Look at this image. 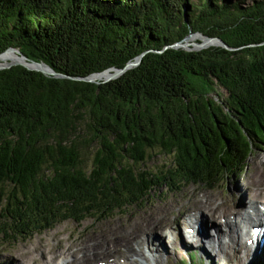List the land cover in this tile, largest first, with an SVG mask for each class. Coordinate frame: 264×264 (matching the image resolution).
Masks as SVG:
<instances>
[{
  "label": "trees",
  "instance_id": "trees-1",
  "mask_svg": "<svg viewBox=\"0 0 264 264\" xmlns=\"http://www.w3.org/2000/svg\"><path fill=\"white\" fill-rule=\"evenodd\" d=\"M196 33L236 50L172 47ZM10 49L68 78L0 70L4 239L128 215L242 173L264 148V0H0Z\"/></svg>",
  "mask_w": 264,
  "mask_h": 264
},
{
  "label": "rangeland",
  "instance_id": "rangeland-1",
  "mask_svg": "<svg viewBox=\"0 0 264 264\" xmlns=\"http://www.w3.org/2000/svg\"><path fill=\"white\" fill-rule=\"evenodd\" d=\"M197 40L194 38L188 43ZM10 62L11 59H9ZM163 160V157L157 156L153 159L152 166L162 164ZM237 187L243 189L249 187V197L254 199L257 197L258 201L264 200V148L255 152L242 173H234L232 177L227 175L212 184H191L175 190L163 189L146 205L130 211L128 215H118L100 222L91 219L82 223L66 221L51 230L36 234L27 241L16 242L0 236V264H44L48 260L53 263L58 261L59 263L66 262V264H92L114 255L124 256L129 264L133 259L128 258L125 254L126 242H131V239H136L144 234L146 237L156 231V226H159V229L162 226H168L171 238H178L173 243H166L169 253L164 254V258L161 254L146 250L144 247L143 251L147 256L143 255L149 259L147 263L215 264L206 252L195 247L184 248L182 239L187 241L186 238H183L187 235L181 227V220L194 213L195 209L196 211L205 210L206 200L213 204L212 207L219 208V212H223L225 218L236 213L237 210L244 207L236 201L240 196L236 195ZM234 198L235 200L232 201ZM243 202L248 204L250 201L247 198ZM216 204L220 207H217ZM209 208L211 209V206ZM156 236L165 243L161 235L157 233ZM147 240L146 238L145 243ZM205 241L210 243L209 238ZM156 242L155 244L159 246V242ZM133 249L136 248L128 246L129 253ZM216 250L214 253H210L213 254L214 259L221 260V263L216 264H234V258L229 255L227 249L225 252L228 255L222 253L226 257L220 254L218 255L219 259L218 249ZM233 250L229 251L234 252ZM136 258L139 257L134 259Z\"/></svg>",
  "mask_w": 264,
  "mask_h": 264
},
{
  "label": "bare ground",
  "instance_id": "bare-ground-1",
  "mask_svg": "<svg viewBox=\"0 0 264 264\" xmlns=\"http://www.w3.org/2000/svg\"><path fill=\"white\" fill-rule=\"evenodd\" d=\"M197 38L198 40H201L202 42L204 41V39L202 37H200L199 35H192L188 41H190L191 39ZM215 44V43H213ZM194 45V44H193ZM199 45V44H197ZM196 46V45H194ZM7 52H13L16 57L12 54L9 53L11 62H18L20 61V59L18 58V55L15 51L9 50ZM6 52V53H7ZM6 53L0 55V66H3V64H8L9 61L7 60H2L1 56H4ZM32 67L34 65H31ZM105 76H110V74H102ZM97 75L93 76V79L96 78ZM250 188L249 187H245L244 189L241 187H237V191L236 195H240L238 200L236 199V201H238L241 206L243 205V201L244 199L246 200V197H249ZM243 196V197H242ZM254 197V196H253ZM252 200H255L254 198H251ZM234 199H232V201H234ZM237 202V204H238ZM212 203H208L206 200V209L208 210H198L197 213L195 215H191V223L188 224L187 228H192L193 226H197L198 227V232L196 236H192L193 239L191 241H183V246L185 247H194L196 249H200L202 252H206L209 255L210 260L213 259V262L216 263H221V260H216L213 258V254L210 253H214V251H217L216 249H218V253L217 256L225 253L234 258V264H264V252H262L260 255H258L257 252L254 253V255H251V250L248 249L247 246L244 245L243 241H244V237L245 235H248V230L250 228L249 223L247 222V219L244 218V214H243V210L242 212L239 211L236 212V216L234 218V214H230L225 218V227L228 229L227 233L224 232V230H222V223L219 222V216L223 215V212H219V208H215L212 207ZM217 205V204H216ZM209 206H211V209L209 208ZM217 207H220L219 205H217ZM235 219V221H234ZM207 225V226H206ZM210 225V226H209ZM243 228V230H245V234L243 232L241 233H237V229L239 227ZM236 227H238L236 229ZM209 228H214V230L216 231V235L217 238H215L214 236H211L210 233L208 232ZM155 232L150 233L149 235H147L145 237V234L142 236L137 237L136 239H131V242H126L125 244V254L127 255L128 258L133 259V261H130L129 264H141V263H145V264H150L147 263L149 261V259H147L146 257H144L143 254V248L145 247L146 250H150V251H155L156 253L161 254V256L164 258V254H168V245H166L167 242L169 243H173L174 241H176V239H172L171 238V233H170V229L168 226H162L159 229V226L155 227ZM157 233L159 235H161V238L164 239L165 243H163V241H160L157 238ZM174 235V234H173ZM148 239L147 242L145 243V239ZM210 240V243H206V239ZM141 239V240H138ZM168 239V241H166ZM155 241L159 242V246H157L155 244ZM156 242V243H157ZM208 246H207V245ZM210 244V246H209ZM128 246H133L136 249H133L132 251H130V253L128 252ZM234 250H233V249ZM225 249L228 250V253L225 252ZM204 250V251H203ZM229 250H233L234 252H230ZM146 255V254H145ZM207 255V256H208ZM122 256V255H121ZM147 256V255H146ZM223 257H226L225 255L222 254ZM135 257H139L134 259ZM121 258L125 259V263L123 264H128L127 259L122 256ZM154 259V257H151ZM219 259V256H218ZM156 261V259H155ZM112 263V262H111ZM44 264H66V262H58L55 261L54 263L52 261H45ZM110 264V263H109Z\"/></svg>",
  "mask_w": 264,
  "mask_h": 264
},
{
  "label": "water",
  "instance_id": "water-1",
  "mask_svg": "<svg viewBox=\"0 0 264 264\" xmlns=\"http://www.w3.org/2000/svg\"><path fill=\"white\" fill-rule=\"evenodd\" d=\"M192 35H199L200 37H202L204 39V41L201 44L194 46L193 44L188 43V40H189V38ZM213 43H215V44H213ZM211 46L223 47V48H225L227 50H230V51H235L236 50L234 48H230L220 38H216V37L210 38V37L204 36V35H202L200 33L190 34L183 41L175 44L172 47L176 48V49L182 48V49H186V50H189V51H200V50H203V49H207V48H209ZM10 50L15 51L17 53L18 58L20 59V61H18V62H10L8 64H3V66H0V70H5V69L12 68L13 66L20 65V66H23V67H25V68H27L29 70L41 72V73H43V74H45L47 76H52V77L61 78V79L68 78L66 75H63V74L55 72L52 68H50L49 66H47L44 63H37V62L28 61L27 58L25 56H23L19 52V50H16V49H10ZM145 54L146 53H144L141 56H139L138 58H136L135 61L128 63L123 69H111V70L105 71V72H111V74H110L109 77L105 78L103 80V82H109L111 80H114V79L120 77L121 75H123L126 71H128V70H130L132 68L138 67L141 64L142 59L145 56ZM31 65H34V66L32 67ZM93 76L94 75H92V76H90L88 78H85V79H75L74 78L73 80H80V81H85V82H90V83H97V84L101 83L100 81L94 80Z\"/></svg>",
  "mask_w": 264,
  "mask_h": 264
}]
</instances>
